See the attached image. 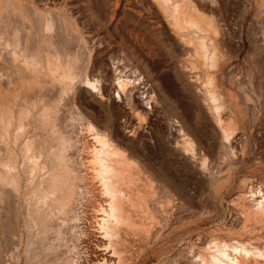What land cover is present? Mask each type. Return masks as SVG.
<instances>
[{"label":"bare ground","instance_id":"6f19581e","mask_svg":"<svg viewBox=\"0 0 264 264\" xmlns=\"http://www.w3.org/2000/svg\"><path fill=\"white\" fill-rule=\"evenodd\" d=\"M28 1L0 0V264H264V0H135L165 74Z\"/></svg>","mask_w":264,"mask_h":264},{"label":"rangeland","instance_id":"374dc122","mask_svg":"<svg viewBox=\"0 0 264 264\" xmlns=\"http://www.w3.org/2000/svg\"><path fill=\"white\" fill-rule=\"evenodd\" d=\"M25 2L31 3L33 1L25 0ZM59 2L62 5L66 4L68 8L70 7L71 9H73L76 16L80 20L81 26H84L86 28L85 30L90 31L91 36H95V34L100 33L101 36L103 37L104 35L103 33H105L103 37V43H104L105 52H106L105 55L108 56L110 53H113V54L115 53L114 55H121L123 48H125L127 50L130 49L129 51H134V52L135 50H137L136 54L145 56L147 59H149V61H151L152 64L155 66V69H157V72L160 74H165L166 72H168V66L169 67L172 66L171 55L169 54L163 42L160 41V38H161L160 32L155 26L149 23V21L151 20L150 19L151 17L149 15V9L147 8L146 10V7L141 5L139 9L135 10L134 8V6H136L135 0H122L120 1V3L118 0H59ZM256 3H257V0H255V5ZM118 4H119L118 19L120 20V24H119L118 30H115L112 27L108 28V26H109L110 19L112 16V11L117 7ZM255 5L253 6V9L257 7V5L256 6ZM62 8L64 7L62 6ZM91 10L96 13H101L100 14L101 20H102L101 23H97L95 21V19L93 18V15H91V12H90ZM249 22L247 21V24H249ZM122 41L124 42V46H123ZM138 46H139V49H138ZM244 55H245V51L240 55V58H237V60H234L229 64L230 69L235 70L236 68V70L239 73V78L242 79V82H245L246 80L248 81L246 77L248 78V75L250 73L252 74V76L255 75L254 74L255 72H256V75H258L259 69H261V64L258 61L260 59L257 57L258 55L253 56L255 60L256 58H258L256 61L254 60V58L250 59V60H254V62L252 61L253 63L250 60L249 61L245 60ZM244 126H245L244 127L245 131L249 133L248 124L244 122ZM249 152H250V148L248 150V153ZM247 158H246V161L248 162L245 161L243 163L244 165L241 164L239 166L238 177L237 179H235L234 186L227 194L234 193L240 190L241 183L244 179L253 178L252 175L255 174V166L251 162L250 157H247ZM226 197L228 198L229 195H227ZM225 214L228 215V212H226ZM26 235H27V231H25L24 233V240H23L24 246L26 245V242H27Z\"/></svg>","mask_w":264,"mask_h":264}]
</instances>
